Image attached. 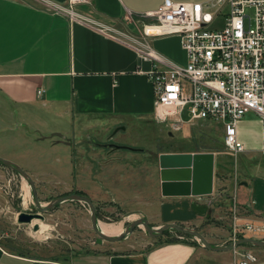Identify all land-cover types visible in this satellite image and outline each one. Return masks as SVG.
Instances as JSON below:
<instances>
[{"label":"rangeland","instance_id":"obj_1","mask_svg":"<svg viewBox=\"0 0 264 264\" xmlns=\"http://www.w3.org/2000/svg\"><path fill=\"white\" fill-rule=\"evenodd\" d=\"M247 12L251 14L250 9ZM122 22L132 27L141 24L140 18L135 16ZM115 28L126 31L120 24ZM34 114L40 117V122L33 120ZM30 116L26 122L21 120L15 106L0 104V157L14 162L29 174L41 204L69 193L84 194L95 208L98 223H119L122 231L136 218L146 219L151 227L174 222L197 230L212 246L232 242L233 205L239 218L259 216L264 219V158L256 148L244 147L240 153L229 154L222 142L221 125L216 121L197 120L170 135L167 122L131 121L126 127L121 126L111 141L123 147L114 149L112 146L113 149L107 151L96 144L105 140L107 132L98 133L94 142L90 137H94L93 130L78 131L75 127V139L66 145L58 141L54 130L69 129L68 120L56 123L43 111ZM71 133V128L70 132L63 133L68 141H71ZM245 133L247 136V131ZM180 150L214 153L216 193L212 198L178 201L155 195L157 154ZM111 173L114 183L108 185L107 190L110 187L112 190L105 193L98 181ZM145 186L152 188L150 203L138 200L139 195L132 193ZM110 191L114 201L110 200ZM19 212L38 211L26 181L0 163V245L9 252L67 262L114 247L140 249L156 239L139 226L115 243L102 241L97 244L90 228L89 208L80 201L58 203L38 212L42 218L30 223L17 222ZM33 224H37V229H33ZM39 225L43 229L37 232ZM176 236L192 239L174 230H168L163 238ZM196 242L204 250L200 242ZM235 250L248 251L256 258L264 255V247L240 245ZM203 252L211 254L209 250Z\"/></svg>","mask_w":264,"mask_h":264},{"label":"crops","instance_id":"obj_2","mask_svg":"<svg viewBox=\"0 0 264 264\" xmlns=\"http://www.w3.org/2000/svg\"><path fill=\"white\" fill-rule=\"evenodd\" d=\"M170 1L203 3L208 0ZM66 2L0 0V104L15 106L21 120L26 122L27 116L37 111L50 114L51 120L55 119L56 123L61 119L68 120L72 133L71 141L66 145L74 141L76 134L73 130L76 127L78 131L93 130L94 137H90L94 142L98 133L107 132L105 140L96 144L107 151L116 149L111 141L121 126L126 127L131 121L155 122L152 119V87L145 75L150 62L139 59L131 47L103 36L80 20H70L62 11L54 9L64 7ZM162 2L89 0L88 4L75 5L73 9L80 16L96 23L113 27L123 25L126 31L136 36L140 28L122 21L130 16L140 17L151 12ZM150 44L172 62L185 63L178 36H156L151 38ZM39 89L41 93L37 95ZM39 118L35 115L33 120L40 122ZM70 128L54 131L68 140L63 133L70 132ZM237 137L245 148H260L262 128L253 114H247L239 120ZM169 152L196 151H160L158 154ZM214 177L213 161L212 193L199 197H163L157 177L155 195L178 201L210 199L216 193ZM113 179L112 173L102 176L101 181H98L101 190L105 193L109 191L111 187L107 190V186L113 185ZM139 189L132 193L139 195L138 200L150 203L153 200L152 188L145 186ZM110 193V200L114 201L113 193ZM245 218L264 220L259 216ZM203 251L208 250H201L190 239L178 237L177 240L165 242L154 240L140 249L114 247L97 252L96 255L85 254L65 262L12 253L0 245V264H237L239 260L236 250L214 253L209 250L211 254ZM248 264H264V255Z\"/></svg>","mask_w":264,"mask_h":264},{"label":"built area","instance_id":"obj_3","mask_svg":"<svg viewBox=\"0 0 264 264\" xmlns=\"http://www.w3.org/2000/svg\"><path fill=\"white\" fill-rule=\"evenodd\" d=\"M88 3L67 0L64 7L54 9L131 47L139 59L150 62L145 75L152 87L155 122H167L169 131L177 132L197 120L216 121L226 151L234 155L244 150L237 124L253 114L261 124L259 152L264 158V0H163L155 10L138 17L141 24L136 36L86 19L73 9ZM169 34L178 36L184 64L152 48L151 38ZM231 217V241L244 236L264 239V220L239 218L234 205ZM236 255L237 264L257 259L248 251H236Z\"/></svg>","mask_w":264,"mask_h":264},{"label":"water","instance_id":"obj_4","mask_svg":"<svg viewBox=\"0 0 264 264\" xmlns=\"http://www.w3.org/2000/svg\"><path fill=\"white\" fill-rule=\"evenodd\" d=\"M57 135L60 142L69 143L62 134L57 133ZM213 158L214 154L212 152H169L158 154L157 164L160 195L163 197H199L211 194L213 185ZM0 163L17 172L26 181L30 188L34 207L38 212L48 210L56 204L67 200L85 203L89 208L90 228L96 235L94 242L97 244H100L102 241H119L125 238L134 227L141 226L150 237L156 238L161 236L163 231L174 230L180 234L190 236L192 239L200 242L205 249L213 251H229L243 244L264 247V239H256L248 236L237 238L228 245L212 246L195 229L184 227L174 222H167L157 227H151L144 218H136L129 222L119 233L107 235L98 227L95 208L89 197L84 194L69 193L41 204L38 201L33 180L27 172L14 162L3 157H0ZM38 212H19L16 220L19 223H30L34 219H41L42 216ZM33 229H37V224H33Z\"/></svg>","mask_w":264,"mask_h":264},{"label":"bare ground","instance_id":"obj_5","mask_svg":"<svg viewBox=\"0 0 264 264\" xmlns=\"http://www.w3.org/2000/svg\"><path fill=\"white\" fill-rule=\"evenodd\" d=\"M24 202H26V200ZM98 227L104 234H107V235H114V234H117L121 231L119 223L104 224V223L100 222V223H98ZM38 228L39 229L37 230V232L41 231V229H43V226L39 225ZM44 237H46V236H44Z\"/></svg>","mask_w":264,"mask_h":264},{"label":"trees","instance_id":"obj_6","mask_svg":"<svg viewBox=\"0 0 264 264\" xmlns=\"http://www.w3.org/2000/svg\"><path fill=\"white\" fill-rule=\"evenodd\" d=\"M167 233H168V230L163 231V233H162L161 236L156 237L155 242H165V241L177 240V239H178L177 236H176V237H172V238H163V237H165V235H167ZM179 234H180V233H179ZM181 235H182V234H181ZM185 236H188V235H185ZM188 237H190V236H188ZM183 239H185V238H183ZM190 241H191L192 243L197 244V242H196L195 240H193V239H190ZM243 245H248V244H243ZM243 245H241V246H243ZM248 246H251V245H248Z\"/></svg>","mask_w":264,"mask_h":264}]
</instances>
